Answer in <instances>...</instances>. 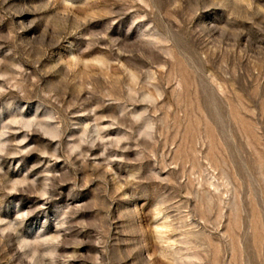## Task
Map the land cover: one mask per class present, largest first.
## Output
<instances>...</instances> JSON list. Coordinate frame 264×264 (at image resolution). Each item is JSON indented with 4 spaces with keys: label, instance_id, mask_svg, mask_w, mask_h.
<instances>
[{
    "label": "rangeland",
    "instance_id": "1",
    "mask_svg": "<svg viewBox=\"0 0 264 264\" xmlns=\"http://www.w3.org/2000/svg\"><path fill=\"white\" fill-rule=\"evenodd\" d=\"M0 264H264V0H0Z\"/></svg>",
    "mask_w": 264,
    "mask_h": 264
}]
</instances>
